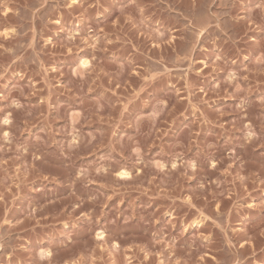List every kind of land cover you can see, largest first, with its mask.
Returning <instances> with one entry per match:
<instances>
[{
	"label": "rangeland",
	"instance_id": "1",
	"mask_svg": "<svg viewBox=\"0 0 264 264\" xmlns=\"http://www.w3.org/2000/svg\"><path fill=\"white\" fill-rule=\"evenodd\" d=\"M0 264H264V0H0Z\"/></svg>",
	"mask_w": 264,
	"mask_h": 264
},
{
	"label": "bare ground",
	"instance_id": "2",
	"mask_svg": "<svg viewBox=\"0 0 264 264\" xmlns=\"http://www.w3.org/2000/svg\"><path fill=\"white\" fill-rule=\"evenodd\" d=\"M82 66H85V65H87V62L86 61H82ZM120 175V174H119ZM124 175V173H121V176H123ZM123 178V177H122Z\"/></svg>",
	"mask_w": 264,
	"mask_h": 264
}]
</instances>
